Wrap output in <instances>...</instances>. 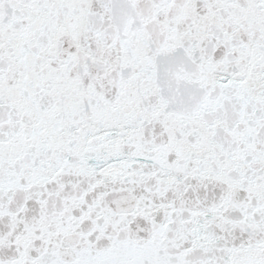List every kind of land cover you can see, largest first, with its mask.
<instances>
[{"label":"snow or ice","instance_id":"obj_1","mask_svg":"<svg viewBox=\"0 0 264 264\" xmlns=\"http://www.w3.org/2000/svg\"><path fill=\"white\" fill-rule=\"evenodd\" d=\"M0 264H264V0H0Z\"/></svg>","mask_w":264,"mask_h":264}]
</instances>
